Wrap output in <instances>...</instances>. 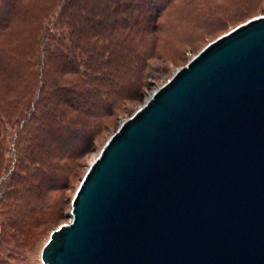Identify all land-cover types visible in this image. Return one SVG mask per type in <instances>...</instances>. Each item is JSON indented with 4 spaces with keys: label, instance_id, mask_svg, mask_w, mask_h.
I'll list each match as a JSON object with an SVG mask.
<instances>
[{
    "label": "water",
    "instance_id": "1",
    "mask_svg": "<svg viewBox=\"0 0 264 264\" xmlns=\"http://www.w3.org/2000/svg\"><path fill=\"white\" fill-rule=\"evenodd\" d=\"M44 264H264V15L199 50L86 171Z\"/></svg>",
    "mask_w": 264,
    "mask_h": 264
},
{
    "label": "rangeland",
    "instance_id": "2",
    "mask_svg": "<svg viewBox=\"0 0 264 264\" xmlns=\"http://www.w3.org/2000/svg\"><path fill=\"white\" fill-rule=\"evenodd\" d=\"M43 8L42 0H34L0 33V102L6 106L0 115L10 116L0 133V264H44L45 243L53 229L71 220L76 190L110 136L207 43L264 15V0H169L154 39L146 38L150 47L146 65L134 66L122 78L113 100L91 118L88 130L74 139L66 135L41 140L22 154L27 142L17 128L30 97L28 86L42 85L56 57L44 59L42 53L40 57L39 43L33 39L43 25ZM56 29L60 30L58 25ZM49 45L42 42V47ZM60 149L63 158L47 167L21 163L25 153L52 154Z\"/></svg>",
    "mask_w": 264,
    "mask_h": 264
},
{
    "label": "trees",
    "instance_id": "3",
    "mask_svg": "<svg viewBox=\"0 0 264 264\" xmlns=\"http://www.w3.org/2000/svg\"><path fill=\"white\" fill-rule=\"evenodd\" d=\"M33 1L0 0V33ZM168 1L42 0L45 18L33 39L39 43L40 57L41 53L44 59L56 57L49 76L40 80L42 85L28 86L30 97L17 128L27 142L22 154L41 140L66 135L74 139L88 130L91 118L113 100L122 78L134 66L146 65L150 56L146 38L154 39ZM46 20L49 24L44 25ZM42 42L50 45L42 47ZM4 106L0 102V113ZM9 121L8 112L0 115V133ZM63 153L61 149L52 154L25 153L21 163L47 167Z\"/></svg>",
    "mask_w": 264,
    "mask_h": 264
}]
</instances>
